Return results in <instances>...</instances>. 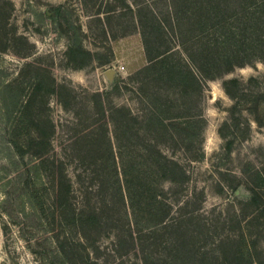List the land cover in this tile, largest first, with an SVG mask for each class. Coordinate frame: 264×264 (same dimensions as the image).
<instances>
[{
	"label": "rangeland",
	"instance_id": "374dc122",
	"mask_svg": "<svg viewBox=\"0 0 264 264\" xmlns=\"http://www.w3.org/2000/svg\"><path fill=\"white\" fill-rule=\"evenodd\" d=\"M123 4V0H0V9L7 10L0 14V264H59L54 237L58 225L48 223L32 193H26L23 182L13 179L17 165L9 160L14 155L8 131L22 120L20 106L29 100L53 119V147L61 158L67 156V170L76 188L80 183L75 175L84 168H78L82 157L72 146L75 137L86 131L85 125L108 121L109 106H126L139 115L147 111L140 79L135 74L149 62L139 32L120 36L124 33L119 24L124 19L120 15ZM109 10L113 11L109 15V30L117 35L115 40L104 33ZM79 43L88 54H74ZM141 47L144 60L131 71L130 62L139 57ZM252 76L257 81L250 82ZM233 78L240 83L231 88L236 93L232 97L226 91L225 81ZM152 86L160 87L163 95L173 98L171 113L178 116L168 122V135L159 140L156 149L178 162L186 172L185 177L178 176L183 179L181 183L154 174L155 192L159 199L172 205L174 215L182 207L194 209L199 217L193 224L206 223L213 235L208 240L205 234L199 235L196 247L200 246L201 252L213 250L220 257L216 247L220 238L227 233L239 234L238 225L225 228L228 215L242 210L253 193L260 194L259 204L264 208V184L260 186L259 179L264 178V61L206 82L197 108L202 116L192 123L186 120L185 100L174 87ZM99 92H108L101 105L103 109L106 104L104 118L98 97L94 96ZM8 102L11 104L6 106ZM28 124L30 128L23 131L19 140L26 146L31 141L25 134L35 127L27 120L19 126ZM124 143H128L127 136ZM125 150V160L145 163L140 155L134 159L128 154L130 149ZM89 182L90 178L84 185ZM39 194H44L45 199L50 197L49 193ZM250 230L258 231L256 226ZM110 237L98 241L99 255L98 249L90 248L92 264L140 263L142 254L133 249L123 258L111 256L114 247ZM261 237L263 245L264 235ZM156 251V259L167 255L162 246L156 247ZM200 257L196 256L198 260Z\"/></svg>",
	"mask_w": 264,
	"mask_h": 264
},
{
	"label": "trees",
	"instance_id": "16d2710c",
	"mask_svg": "<svg viewBox=\"0 0 264 264\" xmlns=\"http://www.w3.org/2000/svg\"><path fill=\"white\" fill-rule=\"evenodd\" d=\"M123 1L120 15L124 19L119 24L124 33L120 36L139 32L149 62L135 74L140 79L142 98L147 105L145 115L133 113L126 106H109L108 121L85 125L86 131L75 137L72 146L82 157L78 168H84L75 175L79 188L67 170V156L61 158L53 147L56 125L44 109L26 101L20 106L21 122L13 124L8 131L14 155L9 160L17 165L13 179L23 182L26 193H32L35 205L46 214L48 223L59 227L54 233L56 261L92 264L90 248L98 249L99 255L98 241L111 236L114 248L110 255L123 258L133 249L136 254H142L137 264H195L197 261L200 264H264V244L260 245L264 235V208L259 204V193H253L243 203L242 210L226 218L225 228L229 224L238 225L239 234L223 231L226 235L216 244L220 258L213 250L201 252L200 246L196 247L199 235L205 234L206 240L213 236L206 229V223L193 224L199 216L192 208L182 207L176 215L172 214V205L159 199L152 178L159 174L165 180L181 183L183 179L178 176H186L178 162L156 149L159 140L168 135V122L178 116L171 113L173 98L152 85L162 84L177 90L185 100V117L189 123L196 117L201 118L197 108L206 82L258 60L264 61V0ZM6 12L0 9V14ZM108 12L104 33L108 39L115 40L117 35L109 30V15L113 11ZM81 51L88 54L79 43L74 54L81 57ZM249 81H257V77L252 76ZM239 83L237 78L225 81L226 91L232 97L236 93L231 88ZM107 95L108 92L94 94L98 105L103 104ZM104 105L103 109L101 106L103 118L105 102ZM24 120L35 127L25 134L31 141L27 146L19 142L23 131L30 128L29 124L19 127ZM126 136L127 144L124 143ZM83 141L86 144H81ZM125 148L130 149L131 158L140 155L145 163L125 160ZM88 178L89 184L84 185ZM259 179L261 186L264 178L259 176ZM39 193H49L50 197L45 199ZM253 206L256 208L251 212ZM252 226L257 227L256 233L250 230ZM160 246L167 255L156 259V247Z\"/></svg>",
	"mask_w": 264,
	"mask_h": 264
},
{
	"label": "crops",
	"instance_id": "0c3cea01",
	"mask_svg": "<svg viewBox=\"0 0 264 264\" xmlns=\"http://www.w3.org/2000/svg\"><path fill=\"white\" fill-rule=\"evenodd\" d=\"M143 50L144 49L141 47L140 48L139 57L136 58V60H132L130 62L129 68H130L131 71H134V70L138 69L141 66V63L144 60V52H143ZM116 54H117V57H119V54L118 53H116Z\"/></svg>",
	"mask_w": 264,
	"mask_h": 264
},
{
	"label": "water",
	"instance_id": "95a60500",
	"mask_svg": "<svg viewBox=\"0 0 264 264\" xmlns=\"http://www.w3.org/2000/svg\"><path fill=\"white\" fill-rule=\"evenodd\" d=\"M237 193H239V191H237Z\"/></svg>",
	"mask_w": 264,
	"mask_h": 264
},
{
	"label": "built area",
	"instance_id": "2783aa9c",
	"mask_svg": "<svg viewBox=\"0 0 264 264\" xmlns=\"http://www.w3.org/2000/svg\"><path fill=\"white\" fill-rule=\"evenodd\" d=\"M122 68H124V67H122Z\"/></svg>",
	"mask_w": 264,
	"mask_h": 264
}]
</instances>
